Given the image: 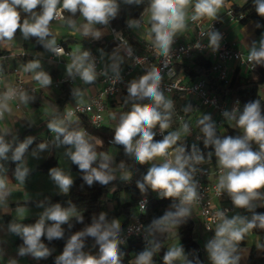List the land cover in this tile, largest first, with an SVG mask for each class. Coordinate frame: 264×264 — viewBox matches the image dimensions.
I'll use <instances>...</instances> for the list:
<instances>
[{
    "label": "clouds",
    "instance_id": "9594fccd",
    "mask_svg": "<svg viewBox=\"0 0 264 264\" xmlns=\"http://www.w3.org/2000/svg\"><path fill=\"white\" fill-rule=\"evenodd\" d=\"M143 3L144 0H0V46L9 45L19 31L24 39L35 37L47 51L63 57L66 55L65 49L58 46L51 28L54 21L62 22L73 35L79 33L82 37L99 40L105 35V29L118 17L122 4L139 6ZM253 5L256 15L264 18V0H253ZM224 6L225 0H148L147 38L158 55L168 58L177 36L187 31L189 20H215ZM65 12L69 15L65 16ZM127 26L140 28L142 17L129 19ZM256 27L264 25L257 22ZM201 35L207 36L208 47L212 51L220 48L222 34L219 31L209 30ZM116 38L121 44L109 57L114 83L122 80L120 64L124 56L121 52L128 57L133 56L127 41L119 33H116ZM195 47L199 49L201 45L197 43ZM68 55L71 62L66 65V73L73 80L78 77L83 84L90 85L97 80L98 75H107L106 71L97 72L90 51L77 48ZM246 60L252 68L264 66V33L258 41L252 42ZM22 70L32 74L31 78L41 88H48L52 84V77L42 69L39 59L27 62ZM162 79L159 68L153 66L143 75L129 81L127 94L132 101L130 109L121 112L118 117L115 114L111 117L117 120L112 143L122 146L125 155L137 165H148L142 180L136 182L141 194L146 196L151 190L158 198L172 201L162 216L152 220L145 237L147 246L135 255L130 264H155L154 257L163 248V244L155 239V234L173 233L192 216L193 205L201 198L200 182L196 177L198 173L206 171L199 166L211 163L213 157L219 171L217 194L221 196L226 193L232 208L244 210L247 214L234 211L229 215V209L217 211L215 227L209 229L214 231V235L207 240L204 249L209 264H240L242 242L254 230L264 231V213L256 211L264 207V106L256 99L246 102L241 110L237 100L236 107L222 113L228 127L239 130L240 134L237 135L219 134L211 116L202 114L196 121L199 134L189 150L186 137L192 132L190 122L181 118L179 127L168 131L172 127L174 103L160 90ZM0 82H4L6 89L0 93V121H3L5 114L12 112V100L18 98L20 103L27 105L33 97L5 82L2 66ZM72 95L78 103L81 102V89L74 88ZM145 100L148 102L144 103ZM189 110L190 107L184 109L185 112ZM75 116L73 110L67 109L62 118L54 115L48 121L47 128L53 134L51 144L56 148L66 146L65 155L78 167L86 185L108 186L117 179L116 169L112 166L113 156L97 150L103 146L101 140L90 136L83 128L72 127L76 123ZM157 128L160 139L156 138L157 132L154 131ZM33 141L32 136L20 141L19 135L13 134L8 127L0 128V213L10 214V205L15 203L10 201L14 186L24 185L30 175L26 153ZM200 141L204 149L212 150L202 151L198 145ZM49 147L48 142H41L32 150L31 156L39 158L40 153ZM8 161L15 165L12 178L8 175L9 168L5 163ZM117 168L122 172L121 180H131L132 173L124 171L123 162ZM48 174L59 193L68 195L74 184L71 173L61 167H52ZM27 203V200L23 204L17 203L14 215L7 223V233L22 241L17 247L18 257H31L36 261L48 259L53 249L44 240L51 242L63 239V225L67 224L71 228L73 219L77 223H84L82 212L70 201L67 206L59 202H38L36 206L43 209L39 219L35 223H25L29 214ZM145 204L146 200L140 203L141 211H144ZM121 233L119 219L109 220L105 212L93 215L90 224L70 235L63 251L55 257L54 264H122L120 245L124 241ZM88 238L94 241L92 247L98 248L95 254L86 251ZM255 246L264 253V242L258 239ZM3 255L4 251L0 248V258ZM162 260L163 264H203L198 256L190 259L182 244L168 246ZM7 264H18V260L10 258Z\"/></svg>",
    "mask_w": 264,
    "mask_h": 264
},
{
    "label": "built area",
    "instance_id": "2783aa9c",
    "mask_svg": "<svg viewBox=\"0 0 264 264\" xmlns=\"http://www.w3.org/2000/svg\"><path fill=\"white\" fill-rule=\"evenodd\" d=\"M189 15H191V13ZM243 17V14L237 15L232 8H227L224 15L218 16L215 20L206 21L204 19L198 22H192L189 20L188 25L192 33V38L188 41H184L182 37L178 35L168 58L158 55L151 43H146L140 48H136L127 39L123 30L116 31L110 24L108 29L111 41L109 43L99 49L89 47L83 49L90 51L91 56L96 63L98 73L104 71L107 72L106 76L98 75L96 81L100 84V89L94 96L90 97L87 102H74L68 105L65 111L67 109L73 110L76 114L74 117V120L76 121L84 120L94 128L102 127L105 125L106 118L110 111V102L118 99L120 95L127 90V84L129 81L138 78L147 70H150L151 67L155 66L159 68L163 77L160 90L166 97L173 100L174 110L175 101L173 96L175 93H182L188 101L193 103L192 109L181 115H177L176 117L178 127L180 125L181 118L190 122L192 126L191 135L186 137V141L191 144L196 142L195 138L199 134V131L196 129L193 119L202 111H206V114L211 116L212 120L216 122L219 130L228 128L233 129L228 127L222 113L225 110L230 111L233 107H236L237 100H239V107L242 110L243 104L241 99L222 96L216 90L209 89L208 81L205 77L192 79L188 75L180 72V66L187 61L196 59L198 56L210 59L212 62V74L215 80L224 87L230 84L232 76L238 69H247L251 72H256L262 65H257L255 68H252L246 60L247 52L243 50L238 43L229 39V34L225 29L226 21L240 23V20ZM143 24L144 20L142 18V25ZM209 30L219 31L222 34L220 48L215 52L208 47L207 36L201 35L202 32L207 33ZM116 33H119L124 40L127 41L128 46H130L133 51V56L128 57L123 53V51L121 52V55L124 56L123 65L120 67L122 80L114 83V73L108 67L103 65V60L106 55L111 56L112 52L121 44V41L116 38ZM197 43L201 45L199 49L195 47ZM58 46L65 49L66 55L63 57H57L50 52L47 57L49 65L57 66L62 63L68 64L71 62V57L68 55L71 51L67 50L61 44H58ZM101 50L104 53L103 56H101ZM165 64L167 66H165ZM17 76L16 82L11 86L17 90L25 91V83L21 74H18ZM64 84H69L74 88H79V86L83 83L78 77L73 80L65 71L62 75L53 79L52 87L59 90ZM5 90V87H0V93H3ZM11 102L16 103V108H20L18 98L12 100ZM143 102L147 103L148 101L145 100ZM172 130H175L173 125L168 131ZM234 130L238 131V129ZM154 131L157 132L156 138L160 139L161 134L159 133V129H154ZM52 140L53 134L50 132L45 138V141L53 146L51 144ZM201 142L202 141L198 142L199 147ZM199 167L205 169L206 171L197 174L196 178L200 182L199 191L201 198L198 203L193 205V207L200 217L204 240L199 242L195 237L198 246L194 252L203 258L207 255L204 245L207 240L214 235V231H210L209 229H214L215 223L217 222L215 213L221 209H229L230 211L228 214H232L234 211L244 210H234L232 208L231 200L226 193L221 196L217 194L216 184L219 171L215 162L212 161L211 163L202 164ZM152 193L155 197H158L156 193ZM145 200L146 204L144 211H141L139 205ZM149 200L150 196L148 195H144L138 199L136 206L139 213H144L146 211ZM147 235L148 233L145 225L137 218L134 222L125 227L124 232L121 234V238L124 243L121 245L127 244V242L132 238H137L142 242L143 247L145 248L147 246L145 239Z\"/></svg>",
    "mask_w": 264,
    "mask_h": 264
},
{
    "label": "trees",
    "instance_id": "16d2710c",
    "mask_svg": "<svg viewBox=\"0 0 264 264\" xmlns=\"http://www.w3.org/2000/svg\"><path fill=\"white\" fill-rule=\"evenodd\" d=\"M232 0H225V2H230ZM148 6V0H144V3L137 6V5H121V10L118 17L111 22V27L116 30H123L125 36H127L126 28H127V21L129 19H140L146 14V9ZM227 8H232L237 15L243 14L244 17L240 20V24L246 25L250 22L254 23L255 26L258 23L264 25V18H261L256 15L253 0H247L243 5L233 4ZM69 14L65 12V16ZM55 22V21H54ZM54 22L51 25L53 33L56 35L54 30ZM264 32V27L257 28L256 33L262 34ZM20 35L18 31L16 36ZM57 38V36H56ZM31 42L33 43L34 49L40 51H46L43 44H41L37 38L31 37ZM66 38H62L61 45H66ZM107 42L106 38L103 39L101 42H93L92 44L82 41L87 47L89 48H96V47H103L104 44ZM8 52L3 50L2 46H0V66L3 68V72L6 70V56ZM212 62L210 59H207L203 56H198L196 59L189 61L188 64H182L180 70L191 77L192 79H198L200 77H205L208 81L209 89L216 90L222 96H229L232 98H240L242 104L244 105L248 101L259 99L261 105L264 106V100L261 99L260 96V88L264 84V66H260L257 70L258 74H260L261 79L256 82H250L248 78L246 80L242 79L241 70H236L234 75L232 76V81L228 86H221L214 78L212 71H211ZM245 70V69H243ZM249 71V70H248ZM251 72V71H249ZM74 87L69 84H64L59 89V95L55 102L56 111L51 116V118L55 115L57 117H62L64 115V111L68 104H70L75 98L72 95ZM81 89V88H79ZM174 101H175V110L173 112V119L172 125L173 128L176 129L178 127L177 124V115L183 114L186 107L193 108V103L188 101L182 93H175L174 94ZM127 101V103H126ZM132 101L129 100L127 90L120 95L118 99L111 101V106L115 108V110L110 112L109 118V125H103L99 128H94L90 126L84 120L76 121L72 125L74 128H83L85 129L90 136L95 137L103 142L102 147H98V151H105L109 154L111 153L112 149L115 156V166H117L123 162L125 164L124 171H130L132 173V178L130 181L125 182L123 180H115L110 183L108 186H101L99 184H94L93 186L89 187L84 183L82 180V173L79 171L78 167L72 164V170L77 174V177L74 181V189L71 194L68 195H57L51 201L45 202L48 203H56L59 202L64 206H67L68 202L70 201L74 204L79 211L82 212L84 216V223H77L75 219L71 221L72 227L69 228L67 224L63 225L65 230V235L63 239L53 240L48 242L46 239L44 240L45 244L48 245L50 248L53 249L52 255L46 260H32L29 264H54L55 257L58 256L62 251L63 247L70 237L71 234L75 233L76 231L81 230L83 227L91 223V219L93 215L98 216L100 212L107 213V218L109 220L113 218L124 217V221L121 223L122 233L124 232L125 227L134 222L137 218L145 225L146 229L151 224L152 220L155 218H159L164 214L166 210H168L169 205L171 204L170 199H161L155 197L151 190L148 191L146 195L150 196V200L147 206V209L144 213H139L137 210L136 203L138 199L144 195L141 194L139 189L136 187V182L138 180H142L143 175L147 170V165H137L130 157L126 156L123 147L117 146L112 143V137L114 135V127L117 123V120H113L111 117L115 114L117 117L121 112L127 111L130 109V104ZM50 118V119H51ZM199 117H194V125L196 127V121ZM78 123L81 124L77 126ZM86 124V125H85ZM199 131V129L196 127ZM218 133L221 134L220 130L217 128ZM239 134L236 130L230 129L229 135H237ZM28 136V135H27ZM25 136L24 138H26ZM24 138H21L22 141ZM158 139V138H157ZM41 142H46L42 140L40 142L33 141V143L29 146L28 152L32 151L37 147V145ZM187 145L190 146L191 143L186 141ZM50 145V144H49ZM51 146V145H50ZM54 147V146H53ZM200 148L202 151H211L212 149H204L203 143H200ZM10 155V153H9ZM215 162V158L212 159ZM9 169L12 171L14 170L15 165L10 161L5 162ZM216 163V162H215ZM58 167V161L56 156L53 154L49 159H47L41 166L39 170L48 172L50 168ZM118 169V168H117ZM119 170V169H118ZM121 171V170H120ZM109 191H114V195H117L118 191H124L129 193L131 196V201L123 203L120 207H115L114 209L110 210L108 208V202L110 198L108 196ZM258 212V209H256ZM38 219L24 221L25 223H35ZM50 223V222H49ZM194 221L189 218L185 223H183L179 229L173 230V233L176 234V238H178L182 245L184 246L188 256L190 259H194L196 256L203 262V258L195 253V249L198 246V243L195 239L194 235ZM121 233V234H122ZM173 233H156L155 239L160 241L163 244V248L161 251L154 257L155 264H163V252L167 249L168 243L173 239ZM254 233L259 236L261 242H264V231L261 230H254ZM14 246L17 248L22 241L19 237L13 236ZM92 238H88L86 241L88 249L93 244ZM144 249L142 242L137 238L130 239L127 244L120 245V252L122 253L121 260L122 264H130V261L134 259L135 255ZM98 248H93L91 252L95 254ZM246 264H264V253L259 252L256 246L250 249L248 260Z\"/></svg>",
    "mask_w": 264,
    "mask_h": 264
},
{
    "label": "crops",
    "instance_id": "0c3cea01",
    "mask_svg": "<svg viewBox=\"0 0 264 264\" xmlns=\"http://www.w3.org/2000/svg\"><path fill=\"white\" fill-rule=\"evenodd\" d=\"M246 1L247 0H244L242 1V3L239 4L237 3V0L225 2V6L220 9L218 16L224 15L227 7L233 4L243 5ZM190 13L191 10H189V14ZM142 18L144 20V24L140 28H129L128 26L126 28V37L130 41V43L136 48H140L143 44L151 43L147 38L148 13L146 12V14ZM205 20L210 21L209 19ZM225 29L229 34V39L233 42L238 43V45L247 53L252 45V42L258 41L261 36V34L256 33V26L252 22L246 25H242L240 23L226 21ZM54 30L57 36V44H61L62 38H66L65 41L67 46H63L70 51H74L77 48H80L82 50L86 48L87 46L82 43V41H86L90 44H92L93 42H102L104 38H106L107 40L105 44L111 41L108 28L105 29V35H103L102 38L99 40L82 37L79 35V33L73 35L72 31L68 29L65 25H63L62 22H54ZM179 36H181L184 41H188L192 38V33L189 29V25L187 31L182 34H179ZM2 48L3 50L8 52V55L6 56V70L3 72L4 81L11 86L16 82L18 77L17 75L21 74L25 83V92H27L31 97H33V99L27 105L22 104L19 101V109L16 108V103L10 102L12 112L10 114H5V119L3 121H0V128L8 127L12 130L13 134L19 135V139L24 138L28 135L34 137V140L38 142L45 140V138L50 133L49 129L47 128V123L56 111L55 102L58 98L59 90L53 88L52 84L48 88H41L38 83L31 78L32 74L23 72V65L33 59H39L42 69L50 74L53 81L54 78L62 75L63 72L66 71L67 64L62 63L57 66L49 65L47 62V57L50 52L47 50L40 51L34 49L31 39L29 38L26 40L21 34L16 36L14 41H12L9 45L2 46ZM99 48L100 47H96V49ZM109 57L110 56L108 55L104 57L103 65L111 70L110 65L112 61L109 59ZM188 63L189 61L185 62L184 64ZM122 65L123 63L120 64V67ZM180 72L183 73L181 70ZM0 87H5L4 82H0ZM79 88H81L84 96V100H81V102H87L90 97L94 96L98 92V90L100 89V84L95 81L93 84L90 85L81 84ZM74 102H77L76 98L70 104ZM113 110H115V108L111 106L110 102L109 113ZM202 112H205L206 114V111ZM201 115L202 113H200L198 117H200ZM105 125H109V119L107 122H105ZM229 131L230 128L220 130L221 135H229ZM237 132L239 133V130ZM65 148L66 146H62L60 148L50 146L48 150L43 153H40L39 158L32 157V151L26 153L28 166L31 169L30 175L28 176L24 185L14 186L13 195L12 197H10V201H14L15 203H12L10 205V214L0 213V248H2L4 251L3 258H0V264H7V261L10 258L17 259L18 264H29L33 260V258L31 257L17 256V248L14 246L13 242L14 235H10L9 233H7V223L12 218V215H14V210L17 203L23 204L25 200L28 201L26 206L29 208V214L28 218L25 221L39 219V214L43 211V209L38 208L36 206L37 203L41 201H43L44 203L51 201L55 196L60 195L58 188L49 177V171L45 172L39 170L41 164H43L53 154L57 158L58 167L63 168L66 172H70L75 181L77 174L72 170V163L70 159L65 155ZM112 166L114 169H116V180H121L120 176L122 172L116 168L115 161ZM8 175L10 178H12V171L10 169ZM73 189L74 184L69 194L73 192ZM108 196L110 198V201L108 202V208L110 210L114 209L115 207H120L123 203L131 201L130 194L124 191H118L117 195H114V191H109ZM257 209L258 212L264 213V207ZM239 212H241V214H247L244 211ZM190 218L195 222L193 231L194 235L199 242H202L204 240V236L202 234L200 217L198 216L194 207L192 216ZM118 219L122 223L125 218L119 217ZM172 236L173 239L168 243L167 247L172 244H182L181 241L175 237L176 234L173 233ZM258 239L260 240L259 236L253 233L250 237H247L245 241L242 242L240 246V255L242 258L247 259L250 249L255 246L256 240ZM92 245L90 246L91 250L93 249ZM203 261L206 264H209L207 255L203 257ZM242 262L243 261L241 259L240 264H242Z\"/></svg>",
    "mask_w": 264,
    "mask_h": 264
},
{
    "label": "rangeland",
    "instance_id": "374dc122",
    "mask_svg": "<svg viewBox=\"0 0 264 264\" xmlns=\"http://www.w3.org/2000/svg\"><path fill=\"white\" fill-rule=\"evenodd\" d=\"M242 1H244V0H237V3L239 4V3H242ZM241 77H242V79L243 80H246V78H248V80L250 81V82H256V81H258V80H260L261 79V77H260V74H258V72L256 71V72H249L247 69H245V70H241ZM260 96H261V99L262 100H264V84L261 86V88H260ZM81 100H84V96H82V98H81ZM202 114H205V112H201ZM199 115V114H198ZM198 115H196L195 117H197ZM110 118V113L108 114V116H107V121H108V119ZM106 121V122H107ZM86 125V124H85ZM77 126H80L81 127V124L80 123H78V125ZM112 156H113V160H114V155H113V149H112V151H111V153H110ZM115 161V160H114ZM86 251H91V247H89L88 249H86ZM186 251V250H185ZM187 253V252H186ZM247 260H248V257H247V259H245V258H242V264H246L247 263Z\"/></svg>",
    "mask_w": 264,
    "mask_h": 264
}]
</instances>
